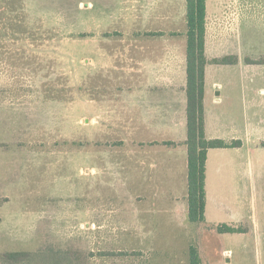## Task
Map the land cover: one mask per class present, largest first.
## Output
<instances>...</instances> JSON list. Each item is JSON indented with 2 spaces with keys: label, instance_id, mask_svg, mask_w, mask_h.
<instances>
[{
  "label": "rangeland",
  "instance_id": "1",
  "mask_svg": "<svg viewBox=\"0 0 264 264\" xmlns=\"http://www.w3.org/2000/svg\"><path fill=\"white\" fill-rule=\"evenodd\" d=\"M184 5L0 0V255L37 254L29 264L183 260L181 242L166 240L160 225H138L130 212L126 117L132 114L121 92L138 88L144 75L182 74ZM206 8L208 57H232L234 69L264 64V0H206ZM158 56L175 62L142 64ZM247 73L223 95L236 114L245 109L244 90L258 97L262 104L251 114L264 119V94H257L264 65ZM256 201L264 227L260 189ZM188 232L208 264L219 244L214 231L194 224ZM221 245L233 251L235 264H264V241Z\"/></svg>",
  "mask_w": 264,
  "mask_h": 264
},
{
  "label": "crops",
  "instance_id": "2",
  "mask_svg": "<svg viewBox=\"0 0 264 264\" xmlns=\"http://www.w3.org/2000/svg\"><path fill=\"white\" fill-rule=\"evenodd\" d=\"M182 55L185 62V46ZM204 55L208 61L204 67L202 100L205 138L240 144L207 151L204 220L197 225L211 228L213 240L219 243L213 254L209 252L212 257L208 264H235L233 251L222 248L221 243L264 241L256 201L257 189L264 192V119L251 114L262 104L258 97L248 98L244 90L245 109L242 114H236L230 96L223 94L233 83L245 82L251 67L264 64H247L245 69H234L236 63L214 64L211 61L221 57L207 56L206 40ZM174 62L175 59L158 56L148 57L142 64ZM215 71L222 78L213 76ZM142 78L143 84L138 88L121 92L126 95L127 112L133 115L126 117L130 131L126 152L127 201L132 203L129 209L139 220L138 225H160L166 229V240L182 243L183 260L178 264H187L188 249L193 246L188 228L194 224L187 219L185 64L182 74H149ZM257 94H264V89H259ZM219 227L238 229V232H219ZM198 255L201 260V254Z\"/></svg>",
  "mask_w": 264,
  "mask_h": 264
},
{
  "label": "trees",
  "instance_id": "3",
  "mask_svg": "<svg viewBox=\"0 0 264 264\" xmlns=\"http://www.w3.org/2000/svg\"><path fill=\"white\" fill-rule=\"evenodd\" d=\"M185 1V94H186V140L184 142L187 153V219L192 224L204 220V180L206 154L209 149L238 147L239 142L226 144L221 140H208L204 135L203 120V87L204 67L207 64L204 55L206 0ZM218 65H233L236 59L222 57L211 61ZM249 64H262L251 62ZM219 232L234 233L238 229L219 227ZM113 254L107 252L105 255ZM92 256V255H91ZM37 254L29 252H9L0 255L5 264H29ZM77 259L81 257L79 253ZM66 257V260L69 259ZM187 264H202L198 251L190 246L187 253Z\"/></svg>",
  "mask_w": 264,
  "mask_h": 264
}]
</instances>
